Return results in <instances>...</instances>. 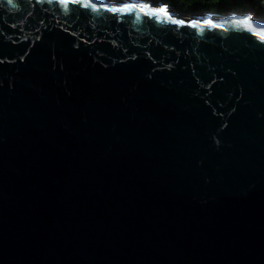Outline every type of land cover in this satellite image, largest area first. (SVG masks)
Returning <instances> with one entry per match:
<instances>
[{"label": "water", "instance_id": "obj_1", "mask_svg": "<svg viewBox=\"0 0 264 264\" xmlns=\"http://www.w3.org/2000/svg\"><path fill=\"white\" fill-rule=\"evenodd\" d=\"M85 2L0 0V264H264V17Z\"/></svg>", "mask_w": 264, "mask_h": 264}, {"label": "trees", "instance_id": "obj_2", "mask_svg": "<svg viewBox=\"0 0 264 264\" xmlns=\"http://www.w3.org/2000/svg\"><path fill=\"white\" fill-rule=\"evenodd\" d=\"M173 8L179 9L180 11H193V10H209L222 11L225 9H238L253 10L256 2L259 3V8L263 5V0H162ZM256 8V11H260Z\"/></svg>", "mask_w": 264, "mask_h": 264}, {"label": "snow or ice", "instance_id": "obj_3", "mask_svg": "<svg viewBox=\"0 0 264 264\" xmlns=\"http://www.w3.org/2000/svg\"><path fill=\"white\" fill-rule=\"evenodd\" d=\"M70 2V0H60V3L63 5H67ZM90 2V0H86L85 2V7L88 6V3ZM9 4H12V0H8ZM93 8L96 7L95 4L91 5ZM137 7L136 5H131L125 8H121V9H117V8H113L111 9L113 12H131L133 10V8ZM139 11L141 13H150L152 15H155L157 17H164V18H168L171 19V16L169 14V10L166 7H159V8H154V9H147L143 6H141L139 8ZM176 24L179 25H183L184 21L183 20H175L173 21ZM234 23L239 24V25H243L246 29H248L249 31L253 32V34L257 35L258 37H260L261 39H264V26H256L254 19L251 17L248 18H244V19H240V20H236L234 21ZM205 24L211 25L212 27H220V25H213L211 20L205 21ZM192 27H198L197 23H192L191 25Z\"/></svg>", "mask_w": 264, "mask_h": 264}, {"label": "rangeland", "instance_id": "obj_4", "mask_svg": "<svg viewBox=\"0 0 264 264\" xmlns=\"http://www.w3.org/2000/svg\"><path fill=\"white\" fill-rule=\"evenodd\" d=\"M155 1H157V0H155ZM163 2H165V1H163ZM259 3H260L259 1L256 2L255 8H254L252 11H255L256 13H259V14H261V16L264 17V0H263V2H262V3H263V4H262L263 6H262L261 8H259V7H260V6H259ZM168 6H169V5H168ZM170 7H171L175 12H179V13H181V14L184 13L185 15H188L189 13H195V12L198 14L200 11H202V10H197V11H196V10H193V11H180L179 9L173 8L172 6H170ZM170 7H169V8H170ZM256 8H259L260 11L257 12V11H256ZM209 10H210V11H213V9H209ZM222 11H223V10H222ZM213 12H214V11H213Z\"/></svg>", "mask_w": 264, "mask_h": 264}, {"label": "flooded vegetation", "instance_id": "obj_5", "mask_svg": "<svg viewBox=\"0 0 264 264\" xmlns=\"http://www.w3.org/2000/svg\"><path fill=\"white\" fill-rule=\"evenodd\" d=\"M253 15L261 16V14L256 13L255 11L250 10Z\"/></svg>", "mask_w": 264, "mask_h": 264}, {"label": "clouds", "instance_id": "obj_6", "mask_svg": "<svg viewBox=\"0 0 264 264\" xmlns=\"http://www.w3.org/2000/svg\"><path fill=\"white\" fill-rule=\"evenodd\" d=\"M12 3H14V0H12Z\"/></svg>", "mask_w": 264, "mask_h": 264}]
</instances>
